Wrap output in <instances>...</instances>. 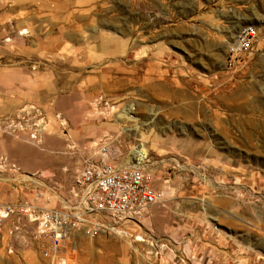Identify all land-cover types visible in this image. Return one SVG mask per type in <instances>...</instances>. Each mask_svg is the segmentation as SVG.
<instances>
[{
    "label": "rangeland",
    "instance_id": "374dc122",
    "mask_svg": "<svg viewBox=\"0 0 264 264\" xmlns=\"http://www.w3.org/2000/svg\"><path fill=\"white\" fill-rule=\"evenodd\" d=\"M27 12L41 37L6 47L3 25ZM245 26L258 38L231 65ZM106 35L115 53L98 50ZM137 147L161 202L76 236L67 264H194L195 250L204 264L211 231L264 253V0H0V158L38 174L0 171V204L59 207L89 162ZM0 264L51 263L21 239Z\"/></svg>",
    "mask_w": 264,
    "mask_h": 264
},
{
    "label": "built area",
    "instance_id": "2783aa9c",
    "mask_svg": "<svg viewBox=\"0 0 264 264\" xmlns=\"http://www.w3.org/2000/svg\"><path fill=\"white\" fill-rule=\"evenodd\" d=\"M257 38L255 27L241 28L230 49V64L250 54ZM102 151L107 155V146ZM6 169L13 171L19 182L35 183L38 177L37 173L23 172L1 157L0 171ZM161 200L162 194L154 188L153 175L143 164L89 162L59 207L43 208L28 201L0 204V255H13L22 239L35 243L51 264H67L65 249L70 240L79 235L97 238L116 231L136 221Z\"/></svg>",
    "mask_w": 264,
    "mask_h": 264
},
{
    "label": "bare ground",
    "instance_id": "6f19581e",
    "mask_svg": "<svg viewBox=\"0 0 264 264\" xmlns=\"http://www.w3.org/2000/svg\"><path fill=\"white\" fill-rule=\"evenodd\" d=\"M28 8H29V6H28ZM12 11H15V10H12ZM18 16H21V19H17L16 18L13 21V23L6 22V24L3 25L5 27L4 30L5 29L6 30L10 29L9 31H11L10 37H8L6 39V41H5L6 42L5 43L6 47H9L11 49L13 47L18 46V45L21 46V44L23 42H25V41H29L26 38H30V36L34 35V38L41 37V33L40 32L42 31V29H40L38 34H36V35L34 34L35 33L34 25L36 23L34 16H32L28 12L25 13V14H19ZM3 23H5V22L3 21ZM37 24H38L37 25L38 27H43V23H41L40 21ZM1 29H3V28H1ZM25 35L27 37H25ZM104 38L105 39L102 42V44L100 45V47L98 48V50H101L102 52L110 54V53H115L116 49H120L121 48V45L120 46L118 45L120 43L117 42L110 35H106V37H104ZM91 51L92 50H90L88 53L91 54L92 53ZM103 86H105V85H103ZM146 162H147V151L143 147H137V148L134 149L133 153L131 154L130 160H128L126 164H130V163L133 164L134 163L136 166H139V165H142L143 163H146Z\"/></svg>",
    "mask_w": 264,
    "mask_h": 264
},
{
    "label": "crops",
    "instance_id": "0c3cea01",
    "mask_svg": "<svg viewBox=\"0 0 264 264\" xmlns=\"http://www.w3.org/2000/svg\"><path fill=\"white\" fill-rule=\"evenodd\" d=\"M230 227L233 226L230 225ZM211 232L213 236L217 238L206 242L205 245L209 246L211 252L207 256L204 264H264V253L260 251H248L245 253L244 247H241L236 240L219 235L214 231ZM191 247L192 246H190V248ZM197 258L199 259V257L196 256L195 250L193 254L194 264H197V261H199Z\"/></svg>",
    "mask_w": 264,
    "mask_h": 264
}]
</instances>
